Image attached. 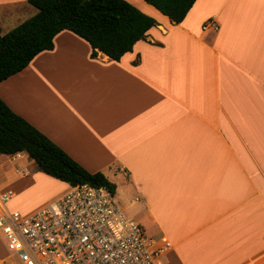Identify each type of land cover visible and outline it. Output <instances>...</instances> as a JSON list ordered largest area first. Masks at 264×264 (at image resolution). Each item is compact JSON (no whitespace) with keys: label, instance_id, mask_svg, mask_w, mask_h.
Returning <instances> with one entry per match:
<instances>
[{"label":"crops","instance_id":"crops-1","mask_svg":"<svg viewBox=\"0 0 264 264\" xmlns=\"http://www.w3.org/2000/svg\"><path fill=\"white\" fill-rule=\"evenodd\" d=\"M145 9L157 25L119 61L64 30L0 82V99L137 205L168 264H264V0H196L178 24ZM32 13L0 0V24ZM211 18L218 31H202ZM16 157L28 159L0 156ZM27 174L11 168L0 189ZM12 193L11 207L35 208Z\"/></svg>","mask_w":264,"mask_h":264},{"label":"trees","instance_id":"trees-1","mask_svg":"<svg viewBox=\"0 0 264 264\" xmlns=\"http://www.w3.org/2000/svg\"><path fill=\"white\" fill-rule=\"evenodd\" d=\"M171 23H181L196 0H143ZM35 14L0 34V82L25 69L54 37L67 30L88 43L90 57L101 52L119 61L145 40L157 25L152 17L126 0H27ZM26 154L37 169L68 186L88 184L114 192V184L90 173L0 99V156Z\"/></svg>","mask_w":264,"mask_h":264},{"label":"built area","instance_id":"built-area-1","mask_svg":"<svg viewBox=\"0 0 264 264\" xmlns=\"http://www.w3.org/2000/svg\"><path fill=\"white\" fill-rule=\"evenodd\" d=\"M12 197L0 189V264H163L170 248L145 235L104 187L69 186L25 214L9 209Z\"/></svg>","mask_w":264,"mask_h":264},{"label":"rangeland","instance_id":"rangeland-1","mask_svg":"<svg viewBox=\"0 0 264 264\" xmlns=\"http://www.w3.org/2000/svg\"><path fill=\"white\" fill-rule=\"evenodd\" d=\"M143 5L145 8L148 7V4H146L143 0H141ZM133 4V3H131ZM27 5L29 7V9H31V11H33V13L26 17V18H30L35 14V10L33 7H31L30 4ZM133 6H135L137 9H139L141 6L140 5H135V3L133 4ZM142 7V8H144ZM143 9L142 12L147 13L148 11H146V9ZM148 9V8H147ZM140 10V9H139ZM148 15V13H147ZM20 19H18V17L16 15H9L8 19H5L3 21L2 24H0V34H6L9 31H11L14 27H16L18 24H20ZM211 22V23H210ZM215 23L214 25H216L218 27V23L217 21H215L213 18L206 20L202 26H201V30L202 31H212V32H216L214 31V29H211L208 25ZM203 27H205V29H203ZM12 163H8L6 159L4 158H0V182L3 181L4 173H10V169L13 167H17L19 166V170H22V167L26 168L28 170V174L25 177H30L33 175L32 178H30L29 180H19L16 181L15 184L11 185L10 187H8V190H11L12 192H15L18 195H22L24 202L26 203V205H33L35 204V208H33L30 211H20L22 214L25 213H29L31 211H33L34 209L38 208L39 206L45 204L49 199V196L54 194L55 192V185L54 183H58L60 184L59 181L55 180L54 178H51L47 175H45L44 173H42L41 171H39L36 167V165L32 162H30L29 159H25L22 160L21 157H16V162L13 160ZM21 168V169H20ZM12 174V173H11ZM3 175V177H2ZM20 175V174H19ZM7 176V175H6ZM118 189V188H117ZM117 195L114 194V192L112 193L114 195L115 200L117 201V203L124 208V212L128 217H131L135 220V218H137V215L135 213L137 205H131V206H127L128 201L125 202V197H123L119 191H117ZM128 197L126 196V199ZM8 207L10 210H17L14 207H11L10 204L8 203ZM136 221V220H135ZM137 222V221H136ZM145 235L148 236V234L145 232ZM2 248H0L1 250ZM170 249V248H169ZM169 249L164 253V255L161 257V260L163 262V264H168V253H169ZM168 257V258H167Z\"/></svg>","mask_w":264,"mask_h":264}]
</instances>
